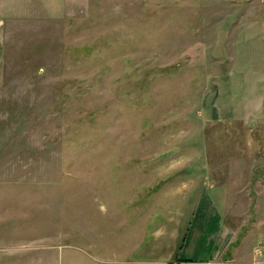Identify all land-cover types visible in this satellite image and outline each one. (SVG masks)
<instances>
[{"label":"rangeland","instance_id":"obj_1","mask_svg":"<svg viewBox=\"0 0 264 264\" xmlns=\"http://www.w3.org/2000/svg\"><path fill=\"white\" fill-rule=\"evenodd\" d=\"M234 253L264 263V0H0V264Z\"/></svg>","mask_w":264,"mask_h":264},{"label":"crops","instance_id":"obj_2","mask_svg":"<svg viewBox=\"0 0 264 264\" xmlns=\"http://www.w3.org/2000/svg\"><path fill=\"white\" fill-rule=\"evenodd\" d=\"M211 208H212V206H211ZM216 213H217V217L219 218V231H220V234L222 235H228V236H233L234 235V232H233V230L232 229H230V228H226L224 225H223V219L220 217V216H218L219 214V211L221 212V209H220V207L217 205V204H215V206L213 205V208H212ZM219 210V211H218ZM229 244H230V241L229 242H227V241H224V243H223V247H222V250H221V253H224L225 251H226V249H228V246H229ZM223 251V252H222ZM223 256H222V254H220V255H218V257L217 258H215L214 260H202V263L203 262H207V261H216V262H221V258H222ZM250 258H252V260L251 261H253V262H247V260L246 259H250ZM248 257V258H246V259H242V256H240V255H238V256H236V254L234 253L233 254V257L232 258H229V259H227V262H225L226 264H257V262L255 261V259L256 258H258L257 257V255L254 253V254H252L251 255V257ZM264 258V257H263ZM224 259H222V261H223ZM101 263H105V262H101ZM259 264V263H258ZM262 264H264V263H262Z\"/></svg>","mask_w":264,"mask_h":264},{"label":"built area","instance_id":"obj_3","mask_svg":"<svg viewBox=\"0 0 264 264\" xmlns=\"http://www.w3.org/2000/svg\"><path fill=\"white\" fill-rule=\"evenodd\" d=\"M206 264H209V263H206Z\"/></svg>","mask_w":264,"mask_h":264}]
</instances>
